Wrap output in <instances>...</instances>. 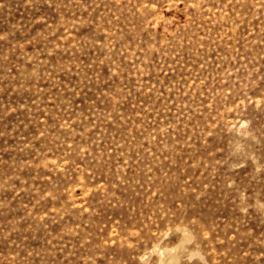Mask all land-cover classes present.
I'll return each mask as SVG.
<instances>
[{"label":"rangeland","instance_id":"1","mask_svg":"<svg viewBox=\"0 0 264 264\" xmlns=\"http://www.w3.org/2000/svg\"><path fill=\"white\" fill-rule=\"evenodd\" d=\"M264 264V0H0V264Z\"/></svg>","mask_w":264,"mask_h":264},{"label":"clouds","instance_id":"2","mask_svg":"<svg viewBox=\"0 0 264 264\" xmlns=\"http://www.w3.org/2000/svg\"><path fill=\"white\" fill-rule=\"evenodd\" d=\"M188 259L190 261H194L196 259H199L201 261H205V264H206L205 257H204L203 253L199 249H196V250H193V251L189 252L188 253Z\"/></svg>","mask_w":264,"mask_h":264}]
</instances>
